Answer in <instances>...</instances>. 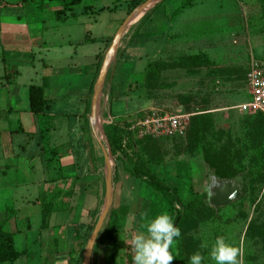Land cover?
<instances>
[{
	"label": "crops",
	"instance_id": "crops-1",
	"mask_svg": "<svg viewBox=\"0 0 264 264\" xmlns=\"http://www.w3.org/2000/svg\"><path fill=\"white\" fill-rule=\"evenodd\" d=\"M105 1L82 0L59 19L56 13L64 5L60 0H0V227L13 236L15 250L24 252L16 262L36 261L30 253L33 249L37 252L38 246L40 256H46L45 264H82L97 223L106 194V159L99 130L91 122V105L108 42L116 32L109 26L98 37L86 34L79 39L71 31L58 38L46 33L51 27L59 31L73 20L72 26L94 28L99 23L97 15L111 10ZM113 1L126 5L130 0ZM152 32L140 30L137 37L145 38ZM121 46L115 57L122 55ZM130 51L122 63L108 70L99 101L98 127L102 130L109 120L120 123L130 117V107H126L129 88L148 62L139 67L138 74ZM32 86L42 87L48 102L37 116L30 110ZM107 102L108 116L104 108ZM147 113L140 110L132 119L138 121ZM114 155L119 159V154ZM118 163L115 173L119 177L113 181V191L119 193L113 197L110 213L118 216L120 230L115 242L94 246V264L108 259L111 264H128L116 256L127 252L131 238L138 233L137 218L148 216L146 204L142 203L143 209L140 203L136 207L130 196L148 190L146 179L134 176L125 160ZM146 167L184 202L193 195L207 199L208 179H217L198 157ZM230 182L238 192V183ZM46 207L50 213L43 228L42 210ZM29 233L36 234L38 244L28 245ZM27 248L30 251L26 252Z\"/></svg>",
	"mask_w": 264,
	"mask_h": 264
},
{
	"label": "rangeland",
	"instance_id": "rangeland-1",
	"mask_svg": "<svg viewBox=\"0 0 264 264\" xmlns=\"http://www.w3.org/2000/svg\"><path fill=\"white\" fill-rule=\"evenodd\" d=\"M149 1L130 0L125 5L121 1L106 0L111 10L97 15L99 23L94 28L72 26L73 20L59 31L51 27L46 36L58 38L71 31L77 39L86 34L98 37L109 26L117 33L124 21ZM140 30L153 31V34L139 38ZM121 43L124 51L120 58L112 60L109 69L122 63L127 52L137 44L130 55L134 56L132 61H137L138 74L139 67L148 62L129 88L126 107H130V117L120 123H136L132 115L140 110L156 111L183 117L186 129L182 137L159 140L142 137L135 130L133 135L138 147L127 150V159L120 155L117 159L108 140V131L116 123L111 124L109 120L103 130L101 126L100 139L105 149L109 145L112 154V183L118 181L119 175L115 173L117 165L120 166L118 162L123 159L132 166L136 155L149 164L200 158L214 175L236 181L239 190L229 180L210 178L207 199L202 195L196 199L197 195L191 196L190 201L195 202L181 211L176 223L181 236L170 249L175 257L173 264H189L190 257L197 252L204 256L202 264H214L209 253L218 236L239 250V264H264V117L245 115L237 109L249 100L251 62L264 59V0H164L130 26ZM104 106L108 116L109 103ZM118 193L113 191V197ZM130 196L137 202L135 206L140 203L141 209L143 204L148 207L145 209L148 216L137 218L140 225L145 218L164 212L171 215V207L150 186ZM177 212L176 207L173 218ZM108 223L109 216L100 234ZM140 225L136 227L139 231ZM35 235H26L28 245L39 243ZM203 244L207 247H202ZM121 253L124 254L116 259L125 263V252ZM30 254L36 261L28 264H38V260L45 264L46 256H40L38 246L37 252L33 249ZM94 262L91 257L90 263ZM102 262L112 263L109 259ZM15 264H26V260Z\"/></svg>",
	"mask_w": 264,
	"mask_h": 264
},
{
	"label": "trees",
	"instance_id": "trees-1",
	"mask_svg": "<svg viewBox=\"0 0 264 264\" xmlns=\"http://www.w3.org/2000/svg\"><path fill=\"white\" fill-rule=\"evenodd\" d=\"M34 1V0H32ZM63 5V10L56 13L57 18L60 19L61 15L72 6H76L81 3L82 0H60ZM111 40L108 42L110 44ZM29 104L30 110L34 115H41L45 108L48 106V102L44 97L43 88L39 86H32L29 88ZM261 115V114H260ZM263 116V115H262ZM264 117V116H263ZM134 124H124L116 123L108 131V140L112 148L113 154H119L122 158H128L127 150H134L138 147L137 140L134 139V130L132 126ZM132 172L136 177H141L146 179L147 184L152 188L154 193L160 195V198L164 199L167 204L171 207L172 211L175 208H178L176 218H174L175 224L179 222L181 217V211H185L192 206L195 201L184 202L180 199L178 192L169 190L166 188L163 183H161L150 171H148L146 165L149 164L147 161H144L139 158L138 155L132 158ZM215 177L221 180H230L229 178H223L222 175L216 174ZM232 180V179H231ZM195 197L194 199L198 198ZM203 199H206L205 195L201 196ZM50 213V207L42 210V227L47 226V218ZM120 230V222L118 216L114 213H110L109 223L106 228L98 237L96 246L103 244L104 242H115L116 234ZM23 253H19L15 250L13 236L9 233L4 232L3 227H0V264L10 263L13 264L18 261ZM125 260L128 264H133V253L131 245L127 246V252L125 253Z\"/></svg>",
	"mask_w": 264,
	"mask_h": 264
},
{
	"label": "clouds",
	"instance_id": "clouds-1",
	"mask_svg": "<svg viewBox=\"0 0 264 264\" xmlns=\"http://www.w3.org/2000/svg\"><path fill=\"white\" fill-rule=\"evenodd\" d=\"M140 228L142 230L130 240L133 264H173L175 257L170 249L181 236V231L172 215L164 212L154 218H145ZM202 247H207V244ZM238 252L223 236H218L209 256L214 264H239ZM203 260L204 256L197 252L190 257L189 264H202Z\"/></svg>",
	"mask_w": 264,
	"mask_h": 264
},
{
	"label": "water",
	"instance_id": "water-1",
	"mask_svg": "<svg viewBox=\"0 0 264 264\" xmlns=\"http://www.w3.org/2000/svg\"><path fill=\"white\" fill-rule=\"evenodd\" d=\"M164 0H150L148 3L140 6L136 11L127 18V20L124 21V23L121 25V27L118 29L117 33L115 34L112 43L106 53L105 60L102 64V67L100 69V73L94 88V95L92 99V105H91V122L93 123V126L95 128H98L99 133L101 134V127L99 126V101L102 96V89L105 83V79L108 73V70L111 66L112 60H114L117 50L119 48V45L121 43V40L126 33V30L132 26L134 23H136L139 19H141L150 8H153V6L157 3H161ZM139 18V19H138ZM137 19V20H136ZM136 20V21H135ZM135 21V22H134ZM101 145L102 142L100 141ZM104 146V145H103ZM108 150H104L105 159H106V168H105V175H106V194L105 199L97 220V223L94 227V230L92 232V235L87 243L84 255H83V261L82 264H91L90 260L92 257L94 246L98 240V237L100 236V231L103 227L104 221L106 220L107 216H110L109 213L111 211V206L113 202V183H112V167H113V161H112V154L109 151V145H107ZM108 151V152H107Z\"/></svg>",
	"mask_w": 264,
	"mask_h": 264
},
{
	"label": "built area",
	"instance_id": "built-area-1",
	"mask_svg": "<svg viewBox=\"0 0 264 264\" xmlns=\"http://www.w3.org/2000/svg\"><path fill=\"white\" fill-rule=\"evenodd\" d=\"M248 81L250 101L237 109L243 114L264 116V59L251 62ZM185 129L183 117L160 114L156 111L147 113L132 126V130H137L140 136L154 140L182 137Z\"/></svg>",
	"mask_w": 264,
	"mask_h": 264
},
{
	"label": "bare ground",
	"instance_id": "bare-ground-1",
	"mask_svg": "<svg viewBox=\"0 0 264 264\" xmlns=\"http://www.w3.org/2000/svg\"><path fill=\"white\" fill-rule=\"evenodd\" d=\"M136 20H137V19H136ZM136 20H135V21H136ZM135 21H134V22H135Z\"/></svg>",
	"mask_w": 264,
	"mask_h": 264
}]
</instances>
